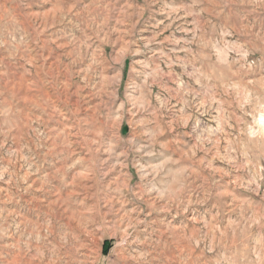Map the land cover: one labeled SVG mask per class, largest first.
I'll return each instance as SVG.
<instances>
[{
    "label": "rangeland",
    "instance_id": "1",
    "mask_svg": "<svg viewBox=\"0 0 264 264\" xmlns=\"http://www.w3.org/2000/svg\"><path fill=\"white\" fill-rule=\"evenodd\" d=\"M0 264H264V0H0Z\"/></svg>",
    "mask_w": 264,
    "mask_h": 264
}]
</instances>
